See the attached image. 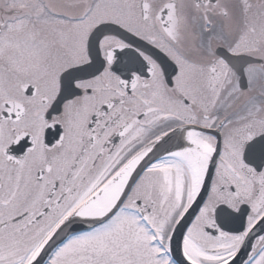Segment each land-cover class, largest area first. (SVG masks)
Segmentation results:
<instances>
[{"label":"snow or ice","instance_id":"obj_1","mask_svg":"<svg viewBox=\"0 0 264 264\" xmlns=\"http://www.w3.org/2000/svg\"><path fill=\"white\" fill-rule=\"evenodd\" d=\"M0 264H264V0H0Z\"/></svg>","mask_w":264,"mask_h":264}]
</instances>
